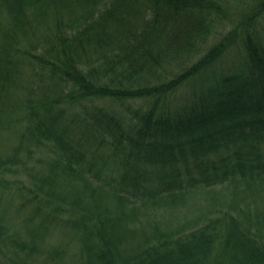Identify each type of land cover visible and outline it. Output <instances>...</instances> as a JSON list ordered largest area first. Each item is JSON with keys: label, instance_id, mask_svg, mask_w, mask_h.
Here are the masks:
<instances>
[{"label": "trees", "instance_id": "1", "mask_svg": "<svg viewBox=\"0 0 264 264\" xmlns=\"http://www.w3.org/2000/svg\"><path fill=\"white\" fill-rule=\"evenodd\" d=\"M220 1L0 0V206L44 214L10 238L18 261L65 264L43 237L62 221L71 264H264V213L167 230L158 214L200 186L264 195V0L229 74L209 71Z\"/></svg>", "mask_w": 264, "mask_h": 264}, {"label": "rangeland", "instance_id": "2", "mask_svg": "<svg viewBox=\"0 0 264 264\" xmlns=\"http://www.w3.org/2000/svg\"><path fill=\"white\" fill-rule=\"evenodd\" d=\"M258 0H221L220 2L225 8L223 16H219L212 25V31L208 39V47L222 42L226 37L227 40L226 50L222 56L210 67L209 71H221L223 73H232L236 68L242 66L245 58V51L243 49V37L236 36V29L241 30L242 23L246 21L244 14L250 7L254 6ZM260 20L256 25L257 29L264 31V12L260 16ZM243 28V27H242ZM204 54L202 48L198 53L194 54V61L198 60L200 56ZM193 86L188 84L180 90V96L190 93ZM138 104L139 102H135ZM119 108L125 109L122 104H118ZM40 153H37L39 156ZM45 155V154H44ZM22 178H27L25 175ZM240 178V176H238ZM25 186L33 188L34 185L30 180H26ZM23 184L16 183L15 187H22ZM71 189V187H69ZM253 186L247 183L239 184V187L235 188L230 183L216 184L213 186H200L196 187L191 192L185 195V199L177 204V206H168L164 208H158L159 216L164 214L165 217L160 219L161 227L167 228H186L187 226H193L194 224H203L211 219L224 216L225 213H239L245 209H251L252 214L264 213V195L262 192L253 194ZM264 194V191H263ZM20 202V201H19ZM16 202L9 207L0 206V217L3 216V220L0 222V226H3V231L0 229V260L5 261L8 264H23L22 261H18V255L15 253L19 248H14L10 238H15L19 234L26 236L28 230L37 228V226L43 222L44 214L40 217L31 204H26L23 208ZM139 204V203H138ZM20 206V207H19ZM152 209V218L155 215V209ZM250 210V212H251ZM140 215L143 217L144 207L138 208ZM144 218V217H143ZM48 224V223H47ZM67 224L62 221L57 223L53 221L48 224V234H44V243L46 245L55 246L56 244L66 247L67 251L62 255L63 262L65 264H71L66 258L65 254L69 252H75V248L71 249L70 246H76L74 240L70 235L71 240L64 235V228ZM147 228V227H146ZM150 228V226H148ZM256 226L253 230H256ZM25 230V232H24ZM70 245H68V244ZM42 249V245L40 246ZM43 254V253H42ZM24 255L21 252L20 256ZM68 255V256H69ZM38 256V258H37ZM35 262L41 261L45 255H37ZM61 258V259H62ZM60 259V260H61ZM13 260L15 262H13Z\"/></svg>", "mask_w": 264, "mask_h": 264}]
</instances>
